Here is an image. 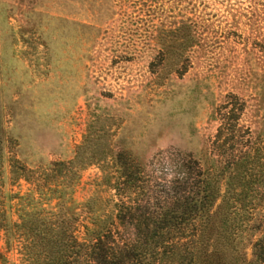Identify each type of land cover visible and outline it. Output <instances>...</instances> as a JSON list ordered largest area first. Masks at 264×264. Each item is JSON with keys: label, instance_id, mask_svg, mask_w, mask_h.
Here are the masks:
<instances>
[{"label": "rangeland", "instance_id": "obj_1", "mask_svg": "<svg viewBox=\"0 0 264 264\" xmlns=\"http://www.w3.org/2000/svg\"><path fill=\"white\" fill-rule=\"evenodd\" d=\"M228 126L264 160V0H0L5 154L33 172L79 157L77 204L114 154L170 180L185 157L218 156ZM0 255L20 264L2 233Z\"/></svg>", "mask_w": 264, "mask_h": 264}, {"label": "trees", "instance_id": "obj_2", "mask_svg": "<svg viewBox=\"0 0 264 264\" xmlns=\"http://www.w3.org/2000/svg\"><path fill=\"white\" fill-rule=\"evenodd\" d=\"M234 128H226L218 156L185 157L170 180L118 152L113 172L101 168L97 183L110 196L97 187L81 204L73 199L79 157L33 172L7 158L0 131L6 248L16 247L20 264H264V160L259 149L234 143ZM20 181L30 187L25 195L5 191ZM0 264H7L2 255Z\"/></svg>", "mask_w": 264, "mask_h": 264}]
</instances>
